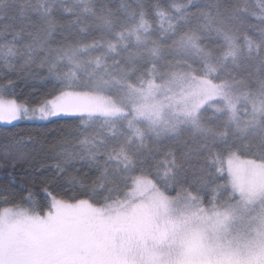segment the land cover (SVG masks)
I'll list each match as a JSON object with an SVG mask.
<instances>
[{
  "label": "trees",
  "instance_id": "1",
  "mask_svg": "<svg viewBox=\"0 0 264 264\" xmlns=\"http://www.w3.org/2000/svg\"><path fill=\"white\" fill-rule=\"evenodd\" d=\"M193 2L194 0H0V84L8 80L13 81L12 86L7 89L12 97L6 98H17L19 103L40 99L53 91L48 66L57 54L62 56L63 50L70 46L83 47L77 58L82 59L87 56L90 58V63L96 65V60L106 53L101 45L118 43L114 32L123 35L128 27L134 23L141 24V21L151 31L156 42L165 51L170 52L165 55L168 63L162 66L159 77L152 74L147 64L143 63L137 65V69L133 67L130 70L131 66H129L120 75L100 77L91 80L90 84H83L82 80L71 81L73 87L70 90L92 93L103 85L100 82L102 80L110 87L103 90L109 95L116 90L119 92V85L122 83L137 85L141 77H153L160 81L169 72L175 70L192 71L197 77H201L203 65L200 58L189 60V57L182 56L177 63H170L173 61L172 55L176 48L172 43L173 33L165 31L169 24H177L188 13H197L199 9L207 8L215 0H195L193 9L182 11L187 4ZM224 2L229 8L232 5H239L245 9L236 13L238 19L228 21L229 35L238 37L239 45L245 46L240 62L247 71L252 73V77L247 81L248 87L256 90L258 88L257 69H259V77H264V0H224ZM131 15L133 17L129 20ZM193 23H195V17ZM190 27L192 25L180 24L181 31ZM202 36L199 43L206 50L219 55L222 51L218 47L222 43L221 36L216 31L202 32ZM247 43L252 47L250 54L247 51ZM44 46L48 47L51 58L46 57L45 52L42 53ZM132 59L135 60V57ZM136 60H139L138 57ZM67 63V60L57 63L55 71L61 74L66 73ZM229 67L232 68L231 72L226 71ZM100 68L101 66L98 70ZM241 74L234 66L227 64L219 69L217 75L206 78L215 83H221L224 78L238 80ZM121 80L123 82L118 85V81ZM238 89L245 90L241 87ZM221 105L217 101L207 104L203 113L200 114V119L211 125L205 116L213 118L218 123L215 127L222 128L226 111H217L222 109ZM247 107L244 103L240 104V117L246 114ZM212 108L217 110L213 112ZM102 111L93 109V112L98 113L55 117L42 122L21 120L11 125L0 124V213L7 208H23L39 216L43 211V217H47L57 210L55 201L58 198H62L66 205L73 204L75 197L84 196L94 206H105L106 204L103 205L105 201L109 203L125 197L133 182L132 177L125 181V184L113 180L110 184L113 190L110 192H93L91 187L88 191L65 190L70 186L66 182L72 181L73 177L85 181L90 186L92 179L99 175L100 171L110 172L113 166H116L115 162H125L124 154L130 156L128 144L124 145V140L121 143L123 147L118 144L104 147L101 144L105 140L95 136L94 128L99 125L106 126L123 121L128 124L127 118L118 120L117 118L120 117L103 115L105 113H101ZM126 133L133 139L132 132L126 130ZM160 135L156 138L163 139H151L150 148L138 152L133 150V154L131 153L133 156V158L130 156L131 161L136 162L135 176L151 179L156 190L170 197L187 194L189 191L203 196L201 206L207 207L211 192L201 187V181H207L210 190L217 184L227 181V175L224 172L216 173L215 165H212L207 168L210 175L201 176L188 168L186 164L176 171L175 180L165 179L164 172L172 167L174 158L176 161L182 158L189 146L196 148L209 143L211 137L205 141L202 133L195 130L180 141L173 140L174 137ZM228 142L232 144V148L227 155L220 143L213 146L214 151L218 152L220 159L223 160V171L226 158L231 154L239 155L244 159L264 160L255 148L249 150L245 147L249 141L233 138L232 126H229ZM92 144L95 146L88 151L84 148ZM207 151V148H203L199 155L203 157L207 155ZM60 169H63L62 173ZM49 183L52 193H49V197L46 198L41 193V188ZM26 192H30L31 196H26ZM224 198L226 194L222 192L220 199ZM37 200L40 201L38 205ZM45 200H47V206ZM68 215L66 214L63 217L64 220H58L52 226L40 224L35 229L27 230L28 237L38 255L47 262L52 256L61 257L66 252L68 257L67 260L64 258L66 263L62 261L63 264H115L109 245L108 249H105L109 251V254L105 252L103 256L101 253L100 258L97 257L99 251L90 253L89 250H85V244L81 248L70 245L76 240L78 232L80 234L82 232L79 227L77 228L79 224L72 231L69 230ZM88 236L91 237V234ZM70 247L71 252H67Z\"/></svg>",
  "mask_w": 264,
  "mask_h": 264
},
{
  "label": "rangeland",
  "instance_id": "2",
  "mask_svg": "<svg viewBox=\"0 0 264 264\" xmlns=\"http://www.w3.org/2000/svg\"><path fill=\"white\" fill-rule=\"evenodd\" d=\"M132 17L133 15L130 16L129 20H131ZM114 35H117L118 39V43H115V51L110 50L108 47L109 44L113 43L101 45V47L106 50V53L99 57L101 61V68L99 70L97 65L92 64V62L90 63V58L87 56L82 59L77 58V60L79 59L78 67L67 61L68 63L65 65L66 72L74 71L76 73L73 81L82 80L83 84H90L91 80L106 76H116L117 74L120 75L129 66H131V70V68H136L137 65H141L145 63V61L151 59V56L145 51L148 46L156 42L150 30L145 33L144 29L140 27V24L134 23L131 27H128L125 34L121 35L114 32ZM137 35L141 37V40L147 38V44L138 42L136 39ZM120 37H123V41H126V46H124ZM247 44L249 45V43ZM160 47L163 60H157L156 64L158 67L150 69L152 74H155L157 77L161 75L162 66L168 63V60H165V55L170 53L167 50L165 51L161 45ZM43 48L42 53L45 52L46 57L51 58L47 49L48 47L44 46ZM244 49L245 46L241 47V52L239 53L240 58ZM182 56L189 57V60L198 59L197 56L190 53H182L175 50L172 55L173 61L170 63H177ZM133 57H135V60L132 59ZM137 57L139 60H136ZM129 73L130 76L133 77L131 72ZM166 78L167 75L162 80L158 81L153 77H141L138 79L139 84L137 85L129 83H122L119 85V83L123 82V80H121L118 81L119 92L116 90L109 95L103 90L110 87L102 80H100V82L103 85H101L99 90L92 93L68 90L62 94L63 107L59 110L60 114L52 118L78 116L93 112V109L103 110L101 112L105 113L103 115L120 117L117 118L118 120H125L127 118L128 124H125L123 121L120 123L113 122L111 125L106 126L99 125L94 128V134L105 140L102 141L103 143L101 144L104 145V147L111 144H118L123 147L121 143L124 140V145L126 143L128 144L130 156L133 158V150L138 152L145 148H150L152 144L151 139H163L162 137L156 138L161 136L160 134H162L163 137H174L173 140L180 141L184 136L195 130L194 126L190 123H184L179 125V131L176 133L160 131L166 126V122L167 125L176 124L177 110L183 106L180 103L182 97L185 98L184 103L189 106L193 102L198 103L200 105L198 109L199 114H201L207 104L214 101L220 102L222 104L221 108L226 111L225 100L220 96L212 95L210 91L208 93H200L199 95L186 97L185 94L189 92L192 87L191 81H185L183 84H173L170 88L167 86L161 87L154 96L146 95V84L149 79H154L155 82L163 84ZM200 78L201 77L196 76L197 80ZM213 84L216 83L210 80L209 88H211ZM238 88L235 90L241 91ZM241 103L246 104L248 106L247 108L250 110V105L243 100L240 101L238 109ZM141 106H145L146 112L149 109L155 108L159 112V116L157 117L153 113L150 119L148 115H141L138 111ZM216 110L217 108H212L211 111L214 112ZM93 113L95 115L98 112ZM246 115L247 113L241 115V118H245ZM205 117L212 126L218 125L215 119L208 116ZM2 118L4 121L12 119L6 114H4ZM21 120L47 121L20 118L14 120L11 124L18 123ZM141 123H143V125ZM125 129L132 132L134 136L133 139L130 137V134H125ZM157 133H160L159 136ZM94 146L95 144H92L84 148L88 151ZM124 155L126 156L125 162H115L116 166H113V169L108 172L110 177L115 175V182L117 183L121 181L125 184V181L132 177L131 179H133V182L131 183L128 193L125 194V197L109 203L105 201L103 203V205L106 204L105 206H94L91 203L80 202L66 204L63 208L55 210L54 213H50V215H57L59 216L58 220H64L63 217L69 214L68 220H70V222L67 227H70L69 230L71 231L79 224L77 228L79 227L83 234L78 232V235L85 236L84 238H80V236L78 237L77 235L76 240L70 243V245H76V247L81 248V246L85 244V250H89L90 253L99 251L97 255L98 258L101 257V253L103 256L105 252L109 254L108 250L105 251L106 248L108 249L109 245L112 254L111 257H113V262L115 264H130L131 257L129 256L128 249L130 247H136L143 249L142 255L136 258L137 261H142L143 264H150L152 257L148 249L151 248V243H149L148 249H145L141 237L146 236L147 233L152 230V221L159 216L161 224L163 225L169 218H175L181 214L190 216L196 211V208L192 202L187 199L186 194L172 197L167 196L162 191L156 190L154 182L151 179L145 176L136 177V162L131 161L130 156ZM234 155L238 158L240 163V173L244 181L250 185H264V160L255 161L244 159L236 154ZM228 157L224 163L223 172L227 175V181H230L231 168L228 163ZM157 194H162L169 200L174 201L172 204V211L168 216L161 215L158 201L156 200ZM130 205L135 206L133 207ZM261 214V206L259 205L256 206L254 212L250 213V215L257 218ZM47 217H41L23 208L4 209L0 213V264H58V261H60L59 264H63L62 261L66 263L68 257L66 252H64L61 257L52 256L46 262L38 255L28 237L27 230L37 228L41 224L40 221L47 219ZM169 227H171V225H169ZM253 227L254 229H259L258 219L253 221ZM174 232L175 235L171 243L165 246V264H264V257H261L258 252L243 256H234L226 252H210L207 244L212 241L213 235L211 232H206L204 226L195 218L192 219L190 224L175 228ZM88 234H91V237L88 236ZM255 234V231H253L252 236H255ZM92 238L94 239L92 240ZM71 247L67 252H71ZM64 258L66 260H64Z\"/></svg>",
  "mask_w": 264,
  "mask_h": 264
},
{
  "label": "snow or ice",
  "instance_id": "3",
  "mask_svg": "<svg viewBox=\"0 0 264 264\" xmlns=\"http://www.w3.org/2000/svg\"><path fill=\"white\" fill-rule=\"evenodd\" d=\"M194 7L195 0L193 3L187 4L182 11H187ZM243 10L245 9L239 5H232L229 8L224 0H215L207 8L199 9L197 13H188L182 21H178L175 25L169 24L168 28L165 29L166 32L173 33L172 43L178 52L190 53L201 59L203 72L200 73L201 78L198 80L192 71L183 70L169 72L163 84L155 82L154 79H149L146 84V95L154 96L161 87L167 86L170 88L173 84H183L185 81H191L192 87L185 94L186 97L210 91L212 95L220 96L225 100L226 109V118L223 121V126L222 128H217L200 119L198 111L200 105L198 103L193 102L189 106L184 103L185 98H181L180 103L183 106L177 110L176 124L167 125L166 122V126L160 131L176 133L179 131L180 124L190 123L194 126L196 132L202 133L205 141H208L209 137H211V141L196 148L189 146L179 161L174 158L172 167L164 172L165 179L175 180L176 171L182 169L185 164L201 176L210 175L207 172V168L212 165H215L216 173H222L223 160L220 159L219 153L214 151L213 146L220 143L225 154L230 153L232 144L228 142L229 126H232L234 139L249 141L245 147L249 150L255 148L261 158L264 159V77H259V69H257L258 88L253 90L248 87L247 81L252 77V73L247 71L240 62L239 53L241 52V47L237 43L239 38L229 35L230 26L228 21L238 19L236 13ZM194 17L195 23H193ZM181 23L192 25V27L181 31ZM51 27H54V25H51ZM140 27L144 29L145 33L149 31L144 26L143 21H141ZM210 31H216L221 36L222 43L218 47L222 51L219 55H215L211 50H206L199 43L203 38L202 32ZM120 39L126 46V41H123V37H120ZM136 39L140 43L147 44V38L141 40V37L137 35ZM108 47L112 51L116 49L115 43L109 44ZM82 50L83 47L70 46L63 50L62 56L57 54L49 62L48 73L49 78L53 82V91L36 101L19 103L17 98H6L12 97L8 94L7 89L12 86L13 81L8 80L0 84V124L11 125L14 120L20 118L49 120L59 115V110L63 107L62 94L73 87L71 81L75 78L76 73L74 71L63 74L57 73L55 71L57 63H63L64 60H67L70 64L78 67L77 57ZM145 51L151 56L150 60L145 61L148 68L158 67L156 61L163 60L159 43L153 42ZM247 51L249 54L251 53V44L248 45ZM95 63L99 67L101 61L97 59ZM227 64H231L242 73L239 79L228 80L224 78L223 82L213 84L209 88L210 80L205 77L217 75L219 69L224 68ZM226 71L231 72L232 68H226ZM238 87L245 90H235ZM241 100L250 105V110L248 108L245 109L247 115L243 120L239 116L238 109ZM138 111L141 115H148L150 119L153 113L157 117L159 116V112L155 108L146 112L145 106H141ZM217 111L221 112L224 109H218ZM4 114L12 119L4 121L2 118ZM159 134L157 133L158 136ZM203 148H207L208 151L207 155L201 157L199 153ZM193 161H196V163H193ZM228 163L231 168L230 181L217 184L215 188L210 190L208 189L207 181H201V187L211 192L208 197L207 207H201L204 200L203 196L189 191L186 194L187 199L196 208V211L190 216L181 214L175 218H169L163 225L159 216L152 221V230L146 236L141 237L145 249H148V245L151 243V248L148 249L152 257L150 264H165V246L171 243L175 235L174 229L181 225L190 224L193 218L204 226L206 232L212 233L213 239L207 244L210 252H226L234 256L252 255L258 252L261 257H264V185H250L244 181L240 173V163L234 154L229 155ZM57 167L59 166L57 165ZM60 172L62 173L63 169H60ZM113 180H115V175L110 177L107 170H102L99 175L92 179L90 186L85 181L73 177L72 181L66 182L70 186L65 190L88 191L89 187H91L93 192H110L113 190L110 187ZM222 192L226 194V198L221 200ZM41 193L48 198L49 193H52L51 184L49 183L44 188H41ZM26 196H31V193L26 192ZM104 199H108V197H104ZM156 200L158 201L161 215L168 216L172 211L174 201L169 200L162 194H157ZM76 201L90 203V200L84 196L75 197L73 202L75 203ZM36 203L38 205L40 201L37 200ZM45 204L47 206V200H45ZM257 205L261 206L262 211L258 218L250 215V213L255 211ZM64 206L65 201L62 198H58L55 201L57 210ZM40 215L43 217L44 212L41 211ZM58 219L59 216L49 215L47 219L41 220L40 223L43 226H52L58 222ZM257 219L259 221L258 230L253 227V221ZM253 231L256 233L255 236H252ZM142 252L143 249L130 247L128 249L131 257L130 264H143L142 261L138 262L136 259L142 255Z\"/></svg>",
  "mask_w": 264,
  "mask_h": 264
},
{
  "label": "bare ground",
  "instance_id": "4",
  "mask_svg": "<svg viewBox=\"0 0 264 264\" xmlns=\"http://www.w3.org/2000/svg\"><path fill=\"white\" fill-rule=\"evenodd\" d=\"M143 125V123H141Z\"/></svg>",
  "mask_w": 264,
  "mask_h": 264
}]
</instances>
